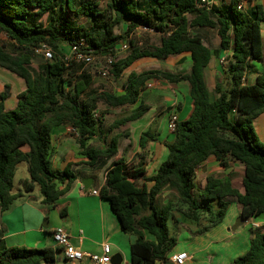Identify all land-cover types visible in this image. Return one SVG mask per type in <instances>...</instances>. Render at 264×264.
Returning <instances> with one entry per match:
<instances>
[{
    "label": "trees",
    "instance_id": "trees-1",
    "mask_svg": "<svg viewBox=\"0 0 264 264\" xmlns=\"http://www.w3.org/2000/svg\"><path fill=\"white\" fill-rule=\"evenodd\" d=\"M198 1L151 0L141 10L138 0H109L104 9L91 0H0V33L14 44L16 51L10 53L0 46V69L25 85L12 110L4 107L9 86L4 85L0 93V214L20 196L14 193L20 164H25L27 171V178L18 183L21 191L38 189L42 204L54 207L74 177L70 165L61 172L51 169L52 130L69 125L77 134L78 145L84 148L101 125L98 102L110 108L136 105L109 129L138 120L149 110L138 99L148 80L187 83L192 109L186 120L177 123L171 140L164 143L167 156L154 175L146 176L144 161L128 166L118 160L106 170L104 183L98 189L121 231L133 237L130 264L164 262L175 247L176 241L167 227L172 206L168 203L161 210L156 206L165 189L173 191L184 206L183 218L197 226L204 224L192 234H204L220 224L231 200L244 221L264 214V143L258 140L252 126L264 114V10L258 4L244 9L245 3L254 0H224L207 11L198 7ZM42 16H46L45 25L34 22ZM80 17L84 22L77 24ZM125 21L127 37L135 29L146 27L160 35V42L156 47H140L130 40L129 54L109 71L114 79L140 59L164 62L183 53L189 56V70L129 73L122 93L93 92L88 66L66 61L58 47L62 43L70 46L83 38L95 55L106 54L119 41L114 27ZM194 28L216 29L219 50L230 52L227 67L220 64L228 75V88L224 89L219 77L212 97L204 70L214 52L191 32ZM41 44L51 48L52 59L34 68V51ZM252 61L259 63L262 71L254 83L246 84ZM147 138L149 133L140 136L141 147ZM117 152V142L112 138L106 149L86 151L87 165L93 167L101 159L105 164ZM211 156L224 170L231 162L242 165L243 193L232 187L228 176L208 177L204 189L194 192L196 171ZM63 184L64 188L59 189ZM210 202L216 203L217 209L213 210ZM59 215L64 217L65 209ZM57 251L59 248L4 246L0 248V264H49L54 262ZM229 264H264V227L251 230L248 250Z\"/></svg>",
    "mask_w": 264,
    "mask_h": 264
},
{
    "label": "crops",
    "instance_id": "crops-1",
    "mask_svg": "<svg viewBox=\"0 0 264 264\" xmlns=\"http://www.w3.org/2000/svg\"><path fill=\"white\" fill-rule=\"evenodd\" d=\"M255 4L260 5L264 10V0H254L250 4L245 3L244 9H250ZM218 6L219 4L216 3L215 7ZM263 27L264 23L261 27L262 34L264 35ZM194 35L201 38L203 44L214 52L209 64L204 70L206 86L212 97L215 83L217 80L219 81V77L220 81H228V75L223 72L219 60L227 57L230 62V52H222L219 50L220 40L216 29L200 28ZM128 37L127 41H129ZM132 43L134 46L142 47L141 42L132 41ZM156 46H159V43L150 47ZM214 58L220 66L217 63L214 64ZM34 59L33 66L35 64ZM146 59L149 58L140 60ZM140 60L136 61V64L134 63L132 66L138 65ZM163 64L172 66L173 70L162 67L160 68L162 69L161 71L185 73L189 70L190 59L188 54L183 53L168 58ZM38 65L36 64V66ZM226 67L223 66V68ZM261 71L262 67L259 63L249 62L245 83H254L255 78ZM142 72L144 71L139 73L131 71L129 73L138 75ZM91 81L92 91L97 94L101 92L122 93L121 88L113 87V89L108 90L103 87H98V84H96V75L92 72ZM148 84H151L152 87L147 88L146 85ZM4 85L9 86L8 97L4 102V107L6 110H12L16 106L17 96L25 90V85L20 79H13L10 82L0 81V93L3 91ZM138 99L148 106L149 110L147 113L138 120L128 122L117 129H109V126L115 120L128 116L136 105L110 108L104 104L101 112L105 111L106 113L103 112V117H106V115L111 117V115H114L113 112L115 110L126 107L127 114L108 121V124L102 120L97 135L88 140L84 148L78 145L76 136L73 134L69 125H61L52 130L51 169L54 172H61L70 165L69 170L74 177V180L68 185V190L57 200L54 207L42 204L40 193L35 192L38 189L30 193H23L21 191L18 183L19 180L27 178L26 165L20 164L17 167L16 173L21 171V175L16 179L14 193L20 196L12 202L10 208L5 213L0 214V248L4 246H18L28 248L49 247L54 249L56 245L51 233L56 228H62L69 235V242L74 247H79L82 251L89 253H100L101 246L103 244H109L111 257L117 255L119 258L117 259L118 264H130L129 249L130 244L133 242V237L121 231L119 222L111 212L109 203L99 195H92L91 191H98L99 187L104 183L106 170L118 160L124 161L128 166H134L138 162L144 161L146 163V176L150 177L154 175L159 165L167 156L164 143L169 142L172 138L167 130L169 116L175 114L178 117V122H180L188 118L192 109V103L188 96V85L185 82L171 84L165 81L148 80ZM100 103L102 102L97 103L98 114H100L98 108ZM257 120H259L261 125L262 123L264 125V114L259 116ZM143 133H149V138L144 141L143 147H141L140 136ZM112 138L117 142V155L105 164L102 163L103 160L101 159L97 161L95 166L89 167L87 165L88 158L86 151L88 149L96 151L104 150ZM225 176L229 177L233 188L243 193L241 185L243 176L242 165L237 162H231L229 163V168L224 170V168L219 166L213 156L203 162L196 171L193 180L194 192L196 193L204 189L206 178H222ZM63 188L64 184L59 186V189ZM167 191L169 190L165 189L162 193ZM234 204H236L234 200H231L229 206L235 209L232 210L233 215L230 217L231 219L233 216L239 217V208ZM62 209H65L66 212L64 217H60L59 215ZM230 218L228 220L229 223L226 222V224L231 223ZM226 224L222 229L220 228L221 225L218 224L202 234L204 238L211 234L212 236H216L215 245L210 240L207 244L195 248L192 244L194 240L190 238V235H187L184 245L176 246L167 255L164 262H156L155 264H170L172 256L181 252L187 253L190 257V260L185 264H229L234 258L244 254L248 250L250 232L254 228V225L264 227V214L261 218H251L244 221V230H248V234H244L240 238L242 241L240 240L235 245H226V242L233 239L234 236H241L242 233L231 234L232 231H226V228H228ZM188 230L190 231V229ZM182 235L186 234L182 232ZM147 238L150 239L149 237ZM49 264H85V262H69L64 259L59 250L55 254L54 262Z\"/></svg>",
    "mask_w": 264,
    "mask_h": 264
},
{
    "label": "rangeland",
    "instance_id": "rangeland-1",
    "mask_svg": "<svg viewBox=\"0 0 264 264\" xmlns=\"http://www.w3.org/2000/svg\"><path fill=\"white\" fill-rule=\"evenodd\" d=\"M93 1V3L97 4L98 5V8L99 9H104L105 8V5L106 3L109 1V0H91ZM151 0H138L139 4H140V7H141V10H144V8L147 6V4L150 2ZM35 23H38L40 25H45V22H46V16H42V17H37L35 20H34ZM77 24H82L84 22V19L82 17L78 18L76 20ZM127 23L128 21H125V22H122L120 23L119 25H116L113 29V32L114 34L116 35V37L119 39L120 42H125L127 41V36L125 35L126 33V28H127ZM200 28H194L192 29V33L194 34L195 32L199 31ZM263 32H264V27H263ZM133 35H132V41H136V42H141L142 43V47H146V46H153L157 43H159L160 41V35L156 32V31H153V32H148V31H143V30H140L139 28L134 30V32H132ZM215 36V35H214ZM263 36V34H262ZM118 41V42H119ZM0 46L7 52H10V53H16L15 51V46L14 44L9 41L7 39V37L0 33ZM58 50H60L64 55H68L69 54V45L67 43H62L60 44V46L58 47ZM214 61H215V58H214ZM44 62V59L40 56H36V58L34 59V66L36 67V64H41ZM164 62H161V61H157V60H154V59H146V60H140L138 62V65H134L132 66V68H128L124 71V73L120 76L119 79H114L111 75H109L107 78H101L99 77L98 75L96 76V84H98L97 86L98 87H103V88H106V89H113V87H117V88H121L122 89V82L125 81L126 77H127V73L129 72H136V73H139L141 71H145V70H153V69H158L159 70H162L160 68H164V69H170V70H173L172 66H169L167 64H163ZM218 66H220L218 64V62H214V64H216ZM136 64V63H135ZM213 64V65H214ZM33 66V67H34ZM34 67V68H35ZM87 70H89L90 72L92 73H95V66H88L86 68ZM171 73H174V72H171ZM13 79L15 80H19V78H16V76H14L13 74H10L2 69H0V81L1 82H10L12 81ZM21 80V79H20ZM22 81V80H21ZM223 84H224V89L225 88H228V81L226 80H222ZM100 106L98 107L99 108V111H100V117H102L101 119L103 121H106V124H108L107 122L108 121H111L112 119L114 118H118L120 116H124L127 114V107L126 108H123V109H120V110H115L114 115H111L108 116L106 115V117H103L104 116V113L105 111L101 112L103 110V106L104 104L100 103L99 104ZM106 113V112H105ZM253 126V130L258 138V140L262 143H264V125L262 123H259V120H255L252 124ZM104 127L106 128V126L104 125ZM21 175V171H19L18 173H16V176H15V183H16V179L17 177H19ZM15 187H16V184H15ZM15 189V188H14ZM36 193H39L38 190L35 191ZM170 203L171 204V210H169L168 212V215H169V220H168V223H167V227L169 229V233H170V236L175 239L176 241V244H175V247L176 246H179V245H184L185 242H186V236L190 235V238H192L194 240V243H192L195 248H197L198 246L201 247L205 244H207L210 240L212 242L213 245H215L216 243V236H212L211 235H208L207 237H202V234H195L192 232L194 230L197 229V227H201L203 226L204 224H201L199 226H197V224L195 222H192L186 218H183L182 217V213L181 211L184 209V206H182L176 199V196H175V193L173 191H167L165 193H162L161 195H159V197L157 198V208L159 210H161V208H163V206H165L166 204ZM209 205L213 208V210L217 207V204L214 203V202H210ZM236 205V204H234ZM236 207V206H235ZM217 209V208H216ZM232 210H235L233 207L231 208L230 206L227 208L226 210V213L220 223V228L222 229L226 222H228L229 218L233 215V211ZM231 219V218H230ZM238 220V216H233L232 219H231V223L230 224H226L228 226V228H226V231L227 230H230L231 231V228L234 226V224L237 222ZM176 221H179V223H177ZM229 223V222H228ZM182 224V226H181ZM219 228V229H220ZM252 228V227H251ZM190 229V231L188 230ZM245 229V225H242L240 227H238L237 229H235L234 231L231 232V234H241V236H234L233 239H230L228 240L226 243V245H235L236 243L240 242V238L243 237L244 234H248V230H244ZM254 229H257L256 227H254ZM219 231V230H218ZM184 232L186 235H182L181 236V233ZM212 236L211 238H208ZM191 239V240H192ZM192 240V241H193ZM242 241V240H241ZM243 243V242H241ZM174 247V248H175Z\"/></svg>",
    "mask_w": 264,
    "mask_h": 264
},
{
    "label": "built area",
    "instance_id": "built-area-1",
    "mask_svg": "<svg viewBox=\"0 0 264 264\" xmlns=\"http://www.w3.org/2000/svg\"><path fill=\"white\" fill-rule=\"evenodd\" d=\"M224 0H199L197 2L198 7L204 8L207 11L212 10L215 7V4L219 5ZM238 9H242V4L238 6ZM140 30L153 32L154 30L148 29L146 27H140ZM133 33L128 37L129 41L132 39ZM129 41L118 42L115 49L107 52L106 54L95 55L93 50L88 47L83 38L73 42L69 46V54L66 55L65 60L71 61L76 64H83L85 66H95V75L101 78H107L110 73L112 66L119 60L125 58L130 52ZM36 56L42 57L44 60L50 61L52 59L51 48L47 44H41L34 51ZM222 66H227L229 61L227 57H223L220 60ZM147 88H151L152 85H146ZM178 117L175 114H171L167 122V130L172 134L177 126ZM73 134L77 136L76 132L72 130ZM92 195H99L98 191H91ZM254 227H258L254 225ZM52 239L56 245V248H59L64 259L72 263H81L85 264H112L111 263V253L109 244H103L101 246L100 253H89L82 251L79 247H74L69 242V235L62 229L56 228L51 233ZM190 260V257L187 253L181 252L172 256L170 264H185ZM164 264V263H163Z\"/></svg>",
    "mask_w": 264,
    "mask_h": 264
},
{
    "label": "water",
    "instance_id": "water-1",
    "mask_svg": "<svg viewBox=\"0 0 264 264\" xmlns=\"http://www.w3.org/2000/svg\"><path fill=\"white\" fill-rule=\"evenodd\" d=\"M262 215H263V214H260L258 217L261 218ZM243 223H244V219H243L241 216H239L237 222H236V223L234 224V226L231 228V231H234V230L237 229L238 227L242 226ZM117 259H119L117 255L111 257V263H112V264H118Z\"/></svg>",
    "mask_w": 264,
    "mask_h": 264
}]
</instances>
